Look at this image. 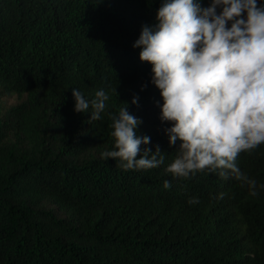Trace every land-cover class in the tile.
Here are the masks:
<instances>
[{
  "label": "trees",
  "instance_id": "16d2710c",
  "mask_svg": "<svg viewBox=\"0 0 264 264\" xmlns=\"http://www.w3.org/2000/svg\"><path fill=\"white\" fill-rule=\"evenodd\" d=\"M160 4L0 0V100L22 98L0 107V264H264V188L252 196L234 177L165 171L179 141L169 145L152 65L133 47ZM102 87L100 119L74 111L72 88L92 99ZM123 102L142 121L137 135L163 151L159 167L101 157ZM236 163L264 184V144Z\"/></svg>",
  "mask_w": 264,
  "mask_h": 264
},
{
  "label": "clouds",
  "instance_id": "9594fccd",
  "mask_svg": "<svg viewBox=\"0 0 264 264\" xmlns=\"http://www.w3.org/2000/svg\"><path fill=\"white\" fill-rule=\"evenodd\" d=\"M133 47L151 68L159 90L160 120L176 156L165 171L189 177L198 171L234 177L247 184L252 196L259 184L236 163L241 152L264 144V0H161L155 23L142 25ZM147 85H142V89ZM74 111L101 118L109 100L105 88L88 99L72 88ZM138 95L131 103L138 104ZM112 116L114 147L100 153L124 170H147L164 163L160 146L147 147L148 135H137L141 119L123 102ZM144 147H141V146ZM171 186L164 180L165 189ZM224 193H220L222 198ZM190 197L188 203H198Z\"/></svg>",
  "mask_w": 264,
  "mask_h": 264
},
{
  "label": "rangeland",
  "instance_id": "374dc122",
  "mask_svg": "<svg viewBox=\"0 0 264 264\" xmlns=\"http://www.w3.org/2000/svg\"><path fill=\"white\" fill-rule=\"evenodd\" d=\"M22 98H19L17 95H11L4 97L0 100V107L3 109H7L17 103H19Z\"/></svg>",
  "mask_w": 264,
  "mask_h": 264
}]
</instances>
